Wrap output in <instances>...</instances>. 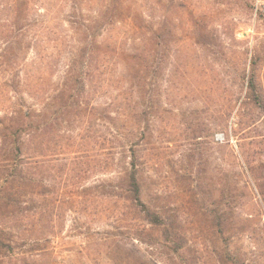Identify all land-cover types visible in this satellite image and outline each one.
I'll return each mask as SVG.
<instances>
[{
	"label": "rangeland",
	"instance_id": "1",
	"mask_svg": "<svg viewBox=\"0 0 264 264\" xmlns=\"http://www.w3.org/2000/svg\"><path fill=\"white\" fill-rule=\"evenodd\" d=\"M120 2L116 35L134 22L149 29L152 107L146 117L139 99L136 149L142 198L170 217V233L128 196L92 194L103 179L119 184L118 160H108L118 149L100 113L82 114L70 138L59 136L65 128L41 139V240L0 248V264H264V19H253L250 0ZM136 32L122 38L128 48ZM252 72L257 104L246 97Z\"/></svg>",
	"mask_w": 264,
	"mask_h": 264
},
{
	"label": "trees",
	"instance_id": "2",
	"mask_svg": "<svg viewBox=\"0 0 264 264\" xmlns=\"http://www.w3.org/2000/svg\"><path fill=\"white\" fill-rule=\"evenodd\" d=\"M84 2L0 0V248L11 253L14 245L41 240L35 219L44 179L42 137L51 141L55 129L66 128L69 135L59 136L70 138L73 117L82 114L100 113L118 149L109 148L108 160H118L119 184L112 177L103 179L91 186L92 194L128 196L147 222L170 233V217L142 198L136 149L139 99L146 104L141 111L146 117L152 107L148 26L134 22L119 37V22L112 18L124 14L120 0H109L93 13L85 10ZM137 28L143 34L130 38L128 48L122 38L137 34ZM137 39H142L140 48ZM247 78L246 97L257 104L261 93L254 72ZM51 166L45 170L48 185L56 177ZM1 218L11 219V224L3 226Z\"/></svg>",
	"mask_w": 264,
	"mask_h": 264
},
{
	"label": "built area",
	"instance_id": "3",
	"mask_svg": "<svg viewBox=\"0 0 264 264\" xmlns=\"http://www.w3.org/2000/svg\"><path fill=\"white\" fill-rule=\"evenodd\" d=\"M251 14L254 20L264 19V0H250Z\"/></svg>",
	"mask_w": 264,
	"mask_h": 264
}]
</instances>
